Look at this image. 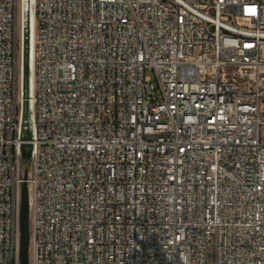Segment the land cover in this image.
Wrapping results in <instances>:
<instances>
[{
  "label": "built area",
  "instance_id": "obj_1",
  "mask_svg": "<svg viewBox=\"0 0 264 264\" xmlns=\"http://www.w3.org/2000/svg\"><path fill=\"white\" fill-rule=\"evenodd\" d=\"M24 144L29 264H264V0H0V264Z\"/></svg>",
  "mask_w": 264,
  "mask_h": 264
},
{
  "label": "water",
  "instance_id": "obj_2",
  "mask_svg": "<svg viewBox=\"0 0 264 264\" xmlns=\"http://www.w3.org/2000/svg\"><path fill=\"white\" fill-rule=\"evenodd\" d=\"M25 40H24V54H23V116L29 114V15L25 18ZM28 135V131H25ZM21 157L27 160L30 152V146L24 144L21 146ZM26 168L23 170V181L20 189V204H19V250L18 261L19 264H29L28 249H29V224H28V194L27 185L25 181Z\"/></svg>",
  "mask_w": 264,
  "mask_h": 264
},
{
  "label": "rangeland",
  "instance_id": "obj_3",
  "mask_svg": "<svg viewBox=\"0 0 264 264\" xmlns=\"http://www.w3.org/2000/svg\"><path fill=\"white\" fill-rule=\"evenodd\" d=\"M27 163L28 160L23 159L21 156L19 157V165L22 171L27 167Z\"/></svg>",
  "mask_w": 264,
  "mask_h": 264
}]
</instances>
